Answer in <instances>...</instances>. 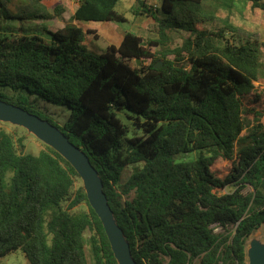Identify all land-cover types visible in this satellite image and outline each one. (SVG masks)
<instances>
[{
	"label": "trees",
	"instance_id": "16d2710c",
	"mask_svg": "<svg viewBox=\"0 0 264 264\" xmlns=\"http://www.w3.org/2000/svg\"><path fill=\"white\" fill-rule=\"evenodd\" d=\"M76 1L74 24L47 31L49 41L0 36V100L48 120L89 156L138 264H247V241L264 225L263 113L245 102L263 74L262 46L202 25L234 0H210L209 11V0H162L156 9L134 0V15L160 22L149 47L172 30L193 36L158 57L131 32L89 52L91 31L78 23L126 19L116 10L121 0ZM243 1L264 11V0ZM14 3L0 0V18H14ZM53 12L24 14L49 21L64 8ZM184 53L185 64L169 59ZM33 97L66 107L69 120L54 123ZM25 140L0 128V259L21 250L28 264H118L76 170L45 144L26 153ZM220 160L232 166L226 179L211 170Z\"/></svg>",
	"mask_w": 264,
	"mask_h": 264
},
{
	"label": "rangeland",
	"instance_id": "374dc122",
	"mask_svg": "<svg viewBox=\"0 0 264 264\" xmlns=\"http://www.w3.org/2000/svg\"><path fill=\"white\" fill-rule=\"evenodd\" d=\"M148 6L160 8L162 0H145ZM25 2L29 4L28 8L21 9L19 11L18 6H24ZM211 2L208 1L205 10L209 11ZM134 0H121L116 7L119 14L123 15L126 19L125 23H101V22H85L78 23V26L82 27L86 31H91L87 34L84 45L88 48L89 52L94 54H101L105 52L110 45L118 46L127 33H134L143 39V44L151 49L157 57L164 51L174 50L182 47L184 41L193 38L191 33L177 29L168 32V41L159 47H149L148 41L159 39L158 29L160 22H156L153 18L144 15H134L133 8L135 5ZM243 0H234L233 8L227 9L226 7H219V11L216 12V18L212 22H205L203 27L209 31L218 32L225 29L227 37L234 43L255 41L261 44L262 53V76L259 82L255 83L257 88L256 94L250 95L245 98L246 105L251 109L263 113L264 121V11L260 9H254L251 6L244 4ZM223 4V3H222ZM76 0H45L41 4H36L33 0H15L14 5L10 6V11L14 16L13 19L5 20L0 18V36L2 35H15L21 37L27 36H38L43 38L45 41H49L50 37L47 31H55L65 27L66 25L74 24L71 17L77 8ZM39 6V8H37ZM57 6L64 8V14L62 17L54 20L25 18L24 12L28 15L37 13L38 10H43L48 13H53V10ZM24 11V12H23ZM20 13V14H19ZM159 15V20L163 21L164 16ZM23 17V18H22ZM232 25L236 30L229 31L226 26ZM185 59L181 60V56H171L169 59L174 61L177 65H182L188 62L189 55L184 53ZM177 60V61H176ZM153 62V59L140 61V66H149ZM162 62V59H160ZM134 65V63H132ZM4 93L13 95L14 93L8 89L1 90ZM33 107L41 111L51 121L56 124L63 126L70 117V111L66 107L56 106L45 103L42 100L31 98ZM123 119V116H121ZM254 116H252V119ZM125 123L130 125L131 130L133 129L132 124L123 119ZM0 128L13 134L15 137L24 136L26 138V153L38 154L45 148L44 143L38 140L33 134L29 133L26 129L16 127L8 123L0 122ZM197 155V154H195ZM213 174L222 179H226L232 175V166L227 161L217 162L211 169ZM85 207L82 206L76 210L78 212ZM216 233L223 232L222 228H216ZM264 248V225L250 236L246 244V262L252 264L256 254ZM0 264H28V261L21 250L13 252L8 256L0 259Z\"/></svg>",
	"mask_w": 264,
	"mask_h": 264
},
{
	"label": "water",
	"instance_id": "95a60500",
	"mask_svg": "<svg viewBox=\"0 0 264 264\" xmlns=\"http://www.w3.org/2000/svg\"><path fill=\"white\" fill-rule=\"evenodd\" d=\"M138 63L140 64L139 60ZM161 67V62L156 65L157 69ZM0 122L26 129L70 163L83 182L90 206L103 224L117 263L138 264L133 258L130 243L109 205L103 180L82 148L73 144L59 127L48 120L2 100H0ZM252 264H264V248L256 254Z\"/></svg>",
	"mask_w": 264,
	"mask_h": 264
}]
</instances>
